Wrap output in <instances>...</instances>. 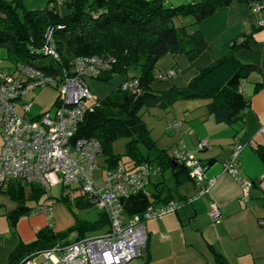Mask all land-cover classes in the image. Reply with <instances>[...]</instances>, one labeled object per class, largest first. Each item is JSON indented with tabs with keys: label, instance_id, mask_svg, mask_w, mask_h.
Wrapping results in <instances>:
<instances>
[{
	"label": "trees",
	"instance_id": "obj_1",
	"mask_svg": "<svg viewBox=\"0 0 264 264\" xmlns=\"http://www.w3.org/2000/svg\"><path fill=\"white\" fill-rule=\"evenodd\" d=\"M166 0H68L64 3L67 13L61 15L48 0L44 9L28 10L22 0H0V49L13 64L39 69L47 74L68 71L76 57L108 55L115 63L101 73L95 81L109 83L114 77L121 80L103 98L94 99L92 111L79 125L75 138L94 139L99 144V154L104 157L103 169L122 168L119 160L129 158L130 170L147 163L170 173L171 186L165 181L156 183L155 190L138 194L123 201L126 216L140 215L153 204H164L178 198L176 189L191 181L188 170L158 151L148 136L140 119L146 108L168 109L179 100L205 101L208 116L216 124H223L233 131V139L244 130V114L249 108L248 98L240 91L252 73L258 69L241 63L235 56L247 49L252 34L264 27L254 25L252 34L236 37L227 43L228 53L210 65L198 69L197 74L183 87L171 85L169 89L154 90L157 63L167 55H182L188 63L194 62L207 44L199 31L188 28L211 17L218 9L233 3L247 6L264 3V0H186L184 4L166 7ZM184 19L190 23L185 24ZM59 27V28H57ZM50 29L51 41L57 59L42 52L44 35ZM133 72V74H131ZM136 79L137 91L121 89V83ZM127 139L124 155L113 154L112 143ZM253 152L264 166V147L255 145ZM161 175V174H160ZM254 183V181H251ZM159 187V188H158ZM19 184H9L6 191L16 202L7 214L9 227L30 214L25 204L37 201L46 191ZM158 188V189H157ZM80 206H92L82 195ZM179 199V198H178ZM264 208V197L261 199ZM108 219L99 213L93 222H77L60 233H54L50 224L39 229L30 243L19 242L9 254L6 264H21L54 246H63L83 238L89 231H105ZM209 251L216 264H228L212 247ZM143 264H148L145 261Z\"/></svg>",
	"mask_w": 264,
	"mask_h": 264
},
{
	"label": "built area",
	"instance_id": "obj_2",
	"mask_svg": "<svg viewBox=\"0 0 264 264\" xmlns=\"http://www.w3.org/2000/svg\"><path fill=\"white\" fill-rule=\"evenodd\" d=\"M49 1L56 7L62 4V0ZM262 8V3L249 7L256 27H264V19L259 16ZM51 33L48 29L44 35L42 52L56 60ZM114 63L108 55L76 57L70 62L68 71L58 74H47L22 64L12 65L7 70L0 67V188H6L10 183L46 192L53 184L75 188L109 222L107 229L96 236L56 245L36 257L24 259L21 264H127L141 258L146 251V221L175 213L183 204L205 194L214 183L204 178L206 166L179 144L171 149L170 158L188 170L190 180L197 188L196 194L185 201L170 200L149 205L140 215H124L123 201L146 193L151 180L160 176V169L143 163L130 170L103 169L95 177L98 142L75 138L79 125L94 106L85 79L95 80ZM176 75L177 72L171 69L157 73L155 79L170 81ZM120 85L122 90L130 92H136L138 87L136 79L123 81ZM45 87L55 89L57 98L50 109L31 115L34 104L26 97L34 89ZM240 91L243 93L244 83H241ZM90 101L91 104H87ZM179 126V122L172 123L166 131L173 132ZM208 148L206 140L197 143L199 151ZM242 148L241 143L233 142L231 154L222 164V172L239 185V200L245 202L252 182L238 176ZM37 213L50 219L49 207L32 210V214ZM208 217L213 223L220 221V213L214 204L210 206Z\"/></svg>",
	"mask_w": 264,
	"mask_h": 264
},
{
	"label": "crops",
	"instance_id": "obj_3",
	"mask_svg": "<svg viewBox=\"0 0 264 264\" xmlns=\"http://www.w3.org/2000/svg\"><path fill=\"white\" fill-rule=\"evenodd\" d=\"M66 1L62 0V4L57 7L61 15L67 13L64 5ZM22 2L28 10H39L47 6L48 0ZM177 2L183 3V0ZM167 3L171 5V0ZM262 6L259 16L264 19V3ZM183 22L189 24L190 20L184 19ZM254 23L255 17L247 6L233 3L188 28L190 32L201 33L207 49L192 63H188L182 55H167L160 59L156 73L173 69L177 75L173 80L153 83L152 88L164 91L171 85L185 86L198 69L228 53V42L252 34ZM252 38L247 49H241L235 54L241 63L258 69V73H252L244 82L243 94L249 100V108L244 114V130L236 137L243 145L238 158V176L243 180L254 181L246 201L239 200V185L222 172V164L232 151V129L216 124L208 116L203 101H200V111L194 118L190 112L195 103H186L178 115L167 119L163 132L166 133L168 125L176 123V117H181L182 121H178L180 126L171 133H178L180 143L206 166L205 180H213L214 183L205 194L183 204L175 213L146 221V251L141 258L127 264H143L145 261L148 264H216L209 251L210 247L228 264H264V208L261 206L264 197V166L253 152L255 145L264 147V28L253 33ZM189 130L191 134L188 138L185 133ZM201 140L207 141L208 149H197V143ZM161 181V175L153 178L147 193L154 191V185ZM6 189L0 188V264H6L9 254L19 242L30 243L39 229L51 224V217L48 220L44 214H32L31 210L30 214L17 221L14 228H10L7 214L15 209L16 202ZM24 191L27 195L26 187ZM176 191L179 199L174 200L185 201L196 194L197 188L192 181H188ZM212 204L220 213L218 223H213L208 217Z\"/></svg>",
	"mask_w": 264,
	"mask_h": 264
},
{
	"label": "rangeland",
	"instance_id": "obj_4",
	"mask_svg": "<svg viewBox=\"0 0 264 264\" xmlns=\"http://www.w3.org/2000/svg\"><path fill=\"white\" fill-rule=\"evenodd\" d=\"M178 0H171V5H168V0L165 2V6H178L180 4H184L185 0H183V3H176ZM12 63L7 59L6 53L3 49H0V67L5 68L7 70L8 68L12 67ZM133 74V72L131 73ZM121 80V77L116 76L112 81L109 83H101L98 81H95L93 79L87 78L85 79V82L89 88V91L94 99H101L106 94H108ZM57 98V91L50 87L45 88H36L34 89L27 97V100L32 101L34 104L31 112V115H35L39 112L46 111L52 107L55 100ZM200 101L204 100L201 99H194V100H179L174 102L168 109H160V108H146L142 109L140 111V119L142 123L145 125L148 136L150 140L154 143V146L158 151L164 150L167 157L170 156L171 149L174 147V144L178 146L180 143L178 139V133H171L168 130L163 132V125L167 121L168 118L178 115L179 111L184 108V105L186 103H195L193 106L192 111L190 114L192 115V118L198 114V111H200V107L198 105L200 104ZM92 101L87 102V104H91ZM201 102V103H203ZM179 103V104H177ZM179 108V109H178ZM175 120L176 122L182 121L181 117ZM203 120V119H201ZM183 123L182 125H184ZM186 125V124H185ZM191 130V128H190ZM187 131L185 134L186 137L189 138V135L191 134V131ZM0 140H1V132H0ZM127 139L120 138L115 140L112 143L111 149L113 154H119L124 155L125 153V145H126ZM186 144V143H185ZM95 163L98 165V168L96 169L94 176L96 177L98 173L103 170L102 166H104V157L101 154H98ZM119 165L122 168H126L129 166V158L127 156H122L119 160ZM161 178L163 181H165V185L168 187L171 186V180H169L170 173L168 171H162ZM53 181L55 182V178L52 177ZM149 189V188H148ZM30 191V188L26 187V192L28 193ZM177 193V191H176ZM178 195V193H177ZM179 196V195H178ZM82 199L85 201L82 197L81 191L75 188H66L62 187L59 184H53V186L47 191L45 194H43L39 200H28L27 206L31 210H35L42 207H49L51 210L50 213V221H51V227L52 231L54 233H60L66 230L68 227L73 226L77 222H93L97 219L98 214L100 213L99 210L94 206H80L78 204L79 200ZM103 232V231H102ZM101 233L100 231H89L86 232L84 237H93Z\"/></svg>",
	"mask_w": 264,
	"mask_h": 264
}]
</instances>
